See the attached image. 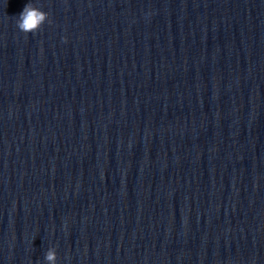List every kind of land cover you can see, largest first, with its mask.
<instances>
[{"label":"water","instance_id":"obj_1","mask_svg":"<svg viewBox=\"0 0 264 264\" xmlns=\"http://www.w3.org/2000/svg\"><path fill=\"white\" fill-rule=\"evenodd\" d=\"M50 248L264 264V0H0V264Z\"/></svg>","mask_w":264,"mask_h":264},{"label":"clouds","instance_id":"obj_2","mask_svg":"<svg viewBox=\"0 0 264 264\" xmlns=\"http://www.w3.org/2000/svg\"><path fill=\"white\" fill-rule=\"evenodd\" d=\"M45 22L51 24L48 14L35 7L32 3H27L22 12L16 17V27L25 35L30 33L35 34L41 29ZM44 259L48 264H55V251L51 248L48 249L45 253Z\"/></svg>","mask_w":264,"mask_h":264}]
</instances>
